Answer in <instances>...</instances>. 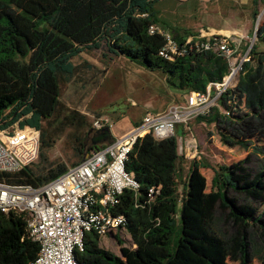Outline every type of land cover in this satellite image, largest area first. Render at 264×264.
<instances>
[{
    "label": "trees",
    "instance_id": "16d2710c",
    "mask_svg": "<svg viewBox=\"0 0 264 264\" xmlns=\"http://www.w3.org/2000/svg\"><path fill=\"white\" fill-rule=\"evenodd\" d=\"M153 2L0 0V128L27 125L39 130L40 141L39 162L3 174L4 181L37 186L61 174L68 165L49 161L47 154L65 124L79 156L71 164L81 160L90 125L85 115L64 107L60 91L86 69L98 71L87 61L73 62L84 50H100L104 58H124L159 72L169 86L186 92L222 81L228 62L219 54L188 46L179 54L168 52L171 58L159 53L166 42L163 35L150 32ZM184 36L173 34L178 49ZM61 108L66 112L60 126L43 127ZM204 116L197 119L215 123L224 146L247 149L264 140V13L235 85ZM178 157L177 134L163 139L145 134L134 143L125 170L139 187L124 189L112 209L126 217L125 231L134 246H125L114 234L119 245V254H114L90 230L83 235L82 248L74 251L78 264H252L253 244L264 246V170L250 169L247 158L215 165L194 160L177 212ZM202 168L212 171L209 183ZM151 187L158 192L149 195ZM38 249L24 217L0 210V264H29ZM258 260L264 264V252Z\"/></svg>",
    "mask_w": 264,
    "mask_h": 264
},
{
    "label": "built area",
    "instance_id": "2783aa9c",
    "mask_svg": "<svg viewBox=\"0 0 264 264\" xmlns=\"http://www.w3.org/2000/svg\"><path fill=\"white\" fill-rule=\"evenodd\" d=\"M258 22V21H257ZM253 37L241 46L242 36L197 34L185 36L181 49L167 30L157 25L150 32L165 38L160 54L171 58L168 52L181 53L188 48L219 54L228 62V72L221 82H212L204 91H189L182 102L172 103L157 113L146 112L140 124L120 138L92 147L89 155L67 168L54 179L32 186L11 184L3 174L16 172L34 162L39 152V130L17 123L0 128V210L13 211L24 217L28 235L39 249L29 264H78L75 249L82 248L85 232L94 230L100 239L123 230L126 217L113 213L124 189L136 190L139 183L125 170V161L134 143L145 134L163 139L176 134L178 125L188 127L190 120L210 113L219 96L235 85L242 64L249 60ZM193 42V43H192ZM181 50V51H179ZM224 115L229 111L222 109ZM110 126L107 119L96 118L93 129ZM193 141V139H192ZM178 152L183 149L182 136H177ZM194 144V142H193ZM158 188H149V195Z\"/></svg>",
    "mask_w": 264,
    "mask_h": 264
},
{
    "label": "rangeland",
    "instance_id": "374dc122",
    "mask_svg": "<svg viewBox=\"0 0 264 264\" xmlns=\"http://www.w3.org/2000/svg\"><path fill=\"white\" fill-rule=\"evenodd\" d=\"M263 11L264 4L256 5L253 0H154L152 20L172 35L200 33L206 37L214 34L242 36L243 46L252 39L256 22L259 24L263 18ZM80 56L79 58L86 59L99 69L98 71L86 69L82 78L62 85L60 100L66 109H75L85 115L86 124L90 125V128L93 120L105 118L112 124L114 137H117L128 128L129 120L136 121L144 111H156L159 108L161 110L177 100L165 77L159 72L146 71L124 58L115 57L111 60L104 58L100 50H84ZM73 61L77 63L79 59L75 57ZM66 109L61 108L54 114L50 120L51 125L44 121L43 127L51 130V126L53 128L60 126L58 122ZM65 125L57 130L56 142L48 150L47 155L49 161L70 165L77 161L79 156L73 151L69 141L70 127ZM176 134L178 137L182 136L183 147L186 148L182 153L184 157L176 164L177 212L188 168L194 160L215 165L232 164L247 158V166L250 169L264 170V140L254 142L257 149H254L255 146H249L247 149L224 146L215 123L203 124L193 119L187 128L178 125ZM38 162L39 159L35 164ZM202 172L209 183L212 171L209 168H202ZM116 233L124 241L125 246H131V241L127 240L124 230ZM101 245L112 253L119 254L118 243L114 238L104 237ZM253 247L255 257L252 264H259L258 256L263 254L264 246L261 247L257 241Z\"/></svg>",
    "mask_w": 264,
    "mask_h": 264
},
{
    "label": "crops",
    "instance_id": "0c3cea01",
    "mask_svg": "<svg viewBox=\"0 0 264 264\" xmlns=\"http://www.w3.org/2000/svg\"><path fill=\"white\" fill-rule=\"evenodd\" d=\"M156 25V24H155ZM165 30V29H164ZM190 35H193V37H194V39H196V34H190ZM185 37V36H184ZM243 46H245V44H243ZM83 52V51H82ZM82 52H80L76 57L79 59V61L77 62V63H80L81 61H86V59H84V58H79V57H81L80 55H81V53ZM74 62V61H73ZM75 63V62H74ZM95 67H97V66H95ZM99 69V68H98ZM161 74V73H160ZM162 75V74H161ZM166 81V80H165ZM167 83V82H166ZM212 82H210L208 85H211V89H213V85L211 84ZM207 85V86H208ZM207 86H206V88H207ZM171 87V86H170ZM172 88V90H173V92H174V95L177 97V100H175V101H173L172 103H178V102H182L183 100H184V97H185V94L187 93L186 91H184V90H180V89H176V88H173V87H171ZM205 88V89H206ZM192 91H196V90H192ZM204 91V90H203ZM189 92V91H188ZM172 103H170V104H172ZM169 104V105H170ZM169 105H167V106H169ZM166 106V107H167ZM165 107V108H166ZM165 108H163V109H161V110H164ZM160 110V108L158 109V110H156V111H153V110H146V111H144L143 112V114H142V116L138 119V120H136V121H131V120H129V122H130V125L128 126V128L120 135V136H117V137H114V134H113V131H112V124H110V126H109V129H110V132H111V136H112V139H116V138H120L121 136H123L125 133H127V132H129L133 127H135L136 125H138V124H140V122L142 121V117H143V115L146 113V112H152V113H157V112H159V111H161ZM201 117V116H200ZM204 117H206V116H204ZM197 118H199V116L198 117H196V118H194L193 120H198ZM201 123H203V124H205V122H207L206 121V119H200L199 120ZM209 123V122H208ZM213 123V122H212ZM91 128H92V126H91ZM86 135H87V133H86ZM105 143H102V144H100V145H104ZM96 146H99V145H96ZM96 146H93L92 145V143H91V140L90 141H87L86 142V150H90L92 147H96ZM184 150H186V148H184L183 147V149H182V152L181 153H179L178 152V160H177V163L179 162V160L181 159V158H183L184 157V155L182 154V153H184ZM176 163V164H177ZM124 231H125V229H123ZM119 231V230H118ZM117 231H115L112 235H110L109 237H112V238H114V234H117L116 233ZM118 235V234H117ZM125 235L128 237L127 238V240H129L130 241V237H129V235L127 234V232L125 231ZM119 236V235H118ZM115 239V238H114ZM101 241H102V239H101ZM116 241V240H115ZM131 246L133 247L134 245L131 243ZM118 247H119V245H118Z\"/></svg>",
    "mask_w": 264,
    "mask_h": 264
},
{
    "label": "water",
    "instance_id": "95a60500",
    "mask_svg": "<svg viewBox=\"0 0 264 264\" xmlns=\"http://www.w3.org/2000/svg\"><path fill=\"white\" fill-rule=\"evenodd\" d=\"M89 137L91 138V143L93 146L100 145L102 143H109L112 140L111 132L108 126H104L100 129L90 128L83 140L85 148L81 160L85 159L89 155V151L86 150V142Z\"/></svg>",
    "mask_w": 264,
    "mask_h": 264
},
{
    "label": "flooded vegetation",
    "instance_id": "af4514ba",
    "mask_svg": "<svg viewBox=\"0 0 264 264\" xmlns=\"http://www.w3.org/2000/svg\"><path fill=\"white\" fill-rule=\"evenodd\" d=\"M88 132V131H87ZM86 137V136H85ZM91 140V138L89 137V139L87 140V141H90Z\"/></svg>",
    "mask_w": 264,
    "mask_h": 264
}]
</instances>
